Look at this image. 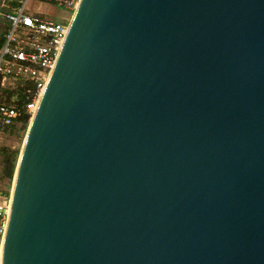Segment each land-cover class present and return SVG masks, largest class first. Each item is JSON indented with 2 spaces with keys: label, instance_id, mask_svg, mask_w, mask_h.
Instances as JSON below:
<instances>
[{
  "label": "water",
  "instance_id": "water-1",
  "mask_svg": "<svg viewBox=\"0 0 264 264\" xmlns=\"http://www.w3.org/2000/svg\"><path fill=\"white\" fill-rule=\"evenodd\" d=\"M5 213L0 264H264V0H79Z\"/></svg>",
  "mask_w": 264,
  "mask_h": 264
},
{
  "label": "built area",
  "instance_id": "built-area-1",
  "mask_svg": "<svg viewBox=\"0 0 264 264\" xmlns=\"http://www.w3.org/2000/svg\"><path fill=\"white\" fill-rule=\"evenodd\" d=\"M3 10L0 45V138L31 118L68 28V15L79 0H14ZM68 11L47 18L41 5ZM66 17V20H65ZM8 198L0 194V236Z\"/></svg>",
  "mask_w": 264,
  "mask_h": 264
},
{
  "label": "rangeland",
  "instance_id": "rangeland-1",
  "mask_svg": "<svg viewBox=\"0 0 264 264\" xmlns=\"http://www.w3.org/2000/svg\"><path fill=\"white\" fill-rule=\"evenodd\" d=\"M14 0H0V36L4 29L5 21L2 16L3 10L14 5ZM40 10L45 13L47 18L58 20L62 16H67L68 11L53 5H41ZM72 13H69L68 19H71ZM66 20V17H65ZM30 118H26L11 130L8 136L0 138V194L9 198V193L13 181L15 166L22 147L24 137L26 135ZM9 162H13V173L11 176L7 174V166Z\"/></svg>",
  "mask_w": 264,
  "mask_h": 264
},
{
  "label": "trees",
  "instance_id": "trees-1",
  "mask_svg": "<svg viewBox=\"0 0 264 264\" xmlns=\"http://www.w3.org/2000/svg\"><path fill=\"white\" fill-rule=\"evenodd\" d=\"M1 43H2V33H1V36H0V45H1ZM7 170V174H8V176H11L12 175V173H13V162H9V164H8V166H7V168H6Z\"/></svg>",
  "mask_w": 264,
  "mask_h": 264
},
{
  "label": "bare ground",
  "instance_id": "bare-ground-1",
  "mask_svg": "<svg viewBox=\"0 0 264 264\" xmlns=\"http://www.w3.org/2000/svg\"><path fill=\"white\" fill-rule=\"evenodd\" d=\"M29 121H31V118H30V120Z\"/></svg>",
  "mask_w": 264,
  "mask_h": 264
}]
</instances>
